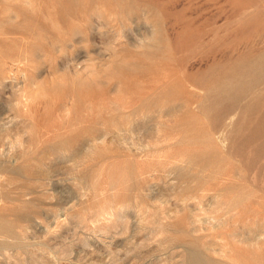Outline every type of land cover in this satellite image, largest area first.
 <instances>
[{
	"label": "rangeland",
	"instance_id": "374dc122",
	"mask_svg": "<svg viewBox=\"0 0 264 264\" xmlns=\"http://www.w3.org/2000/svg\"><path fill=\"white\" fill-rule=\"evenodd\" d=\"M192 250L264 264V0H0V264Z\"/></svg>",
	"mask_w": 264,
	"mask_h": 264
},
{
	"label": "bare ground",
	"instance_id": "6f19581e",
	"mask_svg": "<svg viewBox=\"0 0 264 264\" xmlns=\"http://www.w3.org/2000/svg\"><path fill=\"white\" fill-rule=\"evenodd\" d=\"M37 21V20H36ZM68 33V32H67ZM53 34V33H52ZM52 37V36H51ZM109 40V39H108ZM94 86V85H93ZM72 87V86H71ZM75 87V86H74ZM83 88H84V86H83ZM82 88V89H83ZM74 89V88H73ZM87 89V88H86ZM90 89V88H89ZM84 90V89H83ZM91 90V89H90ZM145 90H146V88H145ZM88 91V90H87ZM139 91V90H138ZM142 91V90H141ZM82 92V91H81ZM86 92V91H85ZM147 97V96H146ZM148 99V98H147ZM150 99V98H149ZM149 99H148V101H147V103L149 102ZM151 100V99H150ZM142 101H145V100H143L142 99ZM142 103H144V102H142ZM150 103V102H149ZM25 105V104H24ZM27 107V106H26ZM25 111H26V109H25ZM30 112H31V110H30ZM159 127V126H158ZM202 226V225H201ZM212 230V229H211ZM165 232V231H164ZM235 236V235H234ZM223 252L224 253H222L223 254V256L222 257H228V258H230L231 259V257H230V255L229 254H227V252L225 251V250H223ZM189 258H190V263L189 264H205V261L206 260H203V256H201L200 255V253H198L197 251H194V250H192V252H190V256H189ZM207 259V258H206ZM207 261L209 262L210 260L209 259H207ZM232 262V261H231ZM210 263H212V262H210ZM188 264V263H187ZM209 264V263H208Z\"/></svg>",
	"mask_w": 264,
	"mask_h": 264
},
{
	"label": "clouds",
	"instance_id": "9594fccd",
	"mask_svg": "<svg viewBox=\"0 0 264 264\" xmlns=\"http://www.w3.org/2000/svg\"><path fill=\"white\" fill-rule=\"evenodd\" d=\"M29 9L31 10V5H29ZM137 39H138V45L140 44V43H142L143 42V39H141V38H139V37H137Z\"/></svg>",
	"mask_w": 264,
	"mask_h": 264
}]
</instances>
